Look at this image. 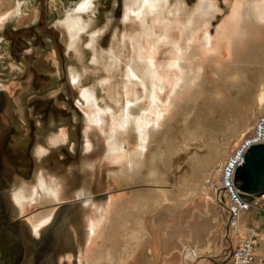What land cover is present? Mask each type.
Here are the masks:
<instances>
[{"label": "rangeland", "instance_id": "rangeland-1", "mask_svg": "<svg viewBox=\"0 0 264 264\" xmlns=\"http://www.w3.org/2000/svg\"><path fill=\"white\" fill-rule=\"evenodd\" d=\"M79 1L0 0V14L8 11L0 25V230L5 231L7 247L26 251V255L23 253L26 261L38 251V264H50V253L54 250L57 252L54 258L70 252L72 255L67 254L64 259L86 261L84 253L92 247L87 243V225L97 218V204L108 201V193L120 190L117 186L110 188L108 175L118 172V164L106 159V133L111 116H116L129 100L148 104L140 81L130 82L126 77L127 65L134 56L129 37L145 30L155 36L162 34L161 24L154 25V19L189 23L199 3V0H178L180 4L169 0L163 4L160 14L147 15L146 25H143L137 19L124 20L126 6L134 0H94L93 10L84 17L86 29L80 31L72 46L61 23L73 15V6ZM228 1L216 0L217 12L209 27L212 36L233 7L234 0ZM20 6L22 10L18 13ZM178 14L183 17L177 18ZM169 48L173 49L166 47L158 56L164 64L171 60ZM225 49L223 61L230 63L227 78L221 82L208 68L205 81L198 88L201 93L196 91L198 96L195 93L191 96L195 101L186 99V103H181L177 98L179 103H175V109L166 112L169 123L164 122L162 135L151 140L145 168L138 180L130 184L129 190L115 195L119 207L116 211L125 213L134 227H138L141 220H146L147 224L148 216L168 211L170 216H175V209H182V214L189 217L194 215L199 209L204 183L221 164L217 159L214 166H209L213 147L219 146L218 151H221L230 145L234 148L230 149L231 155L236 154V148L254 135L263 121L264 104L258 99L264 88V37L236 56L229 48ZM207 56L214 57L213 54ZM172 72L179 76L178 70ZM172 72V80L178 83L180 76L176 78ZM74 75L79 76L77 83L72 82ZM176 88L175 83L164 85L160 95L166 107L175 98ZM84 91L94 93L102 109H113L112 114L108 111L104 116V124L89 127L80 105L84 103ZM216 92L221 95L220 100ZM238 132L243 135L240 143L232 137ZM63 135L66 142H62ZM86 144L90 145L89 151ZM130 148L132 152L138 149L134 138ZM225 160L226 157L223 163ZM218 170L217 183L210 179L206 186L212 189L211 195L218 197L214 205L219 214L230 216L222 203L226 200L221 199L218 183H222L223 175L221 168ZM263 178L264 169H257L251 178L244 172L236 185L256 186ZM42 182L47 187L57 186L62 190L60 201L51 206L39 203ZM85 187L91 192V204L78 197V192ZM19 191L29 196L27 211L22 213L14 202V195ZM239 191L242 193L240 188ZM145 193L150 199L149 205L142 201ZM253 206L250 213H255V221L241 239L243 243L250 241L255 249L264 240V209H261L264 200ZM47 210L52 211V220L36 238L33 221ZM25 215L31 218L26 219ZM145 230L143 227L140 241H147Z\"/></svg>", "mask_w": 264, "mask_h": 264}, {"label": "bare ground", "instance_id": "bare-ground-1", "mask_svg": "<svg viewBox=\"0 0 264 264\" xmlns=\"http://www.w3.org/2000/svg\"><path fill=\"white\" fill-rule=\"evenodd\" d=\"M168 1L169 0H134V3L131 2L132 4L126 6L124 20L137 19L141 24L146 25L145 18L147 15L153 16L156 13L160 14L163 4ZM177 3L180 4L179 1ZM94 5V0H80L73 6V15L61 23L67 30V35L71 38L73 44L72 46H75V40H77L76 38H78L80 31L85 28L84 17L93 10ZM232 6L233 7L228 14V17L220 26L217 27L214 36H212L213 34L210 35L209 27L211 19L215 17L217 12L216 0H199L198 7L195 10L196 13L189 19V21L187 20L189 23H186V21L182 23L180 21L175 22L165 20V18H163V20L154 19V25H158V23L161 24L160 27L163 30L162 34L160 33V35L155 36L150 31L147 32L145 30L142 34L129 37L130 40H132L131 43L134 49V56L132 62L127 65L126 77L130 82H133V80L140 81V84L143 87L142 93L145 92L143 98L148 99V104L140 105V101L129 102V100L123 104L116 116H111L112 122L106 133V159L108 162L118 164V172L109 173L108 175L109 183L111 185L110 188L112 186H117L120 187V190H115L116 193H108L106 195L108 197V201H102L97 204V218H93L87 225L89 229V238L87 243L92 246L91 249L94 244L97 243V239L99 240L98 237L100 234H103L102 229L103 231L106 229L110 230V221L108 220L110 213H115V211L119 208L117 204L118 200L115 195L118 194L119 191L125 192L129 190L128 188L131 187L130 184L138 180L137 177L143 168H145L146 154L150 149L151 140L159 137V135H162L161 130L164 126V122L169 123L167 122L168 119L166 112H168L169 109H175V103H179L176 102L177 98L181 101V103H183L186 99L188 102L195 101L192 99L194 96H191L196 91L197 93H201V91H198V88L202 87L208 68H211L212 71H214L217 78L221 82L227 78L226 73H229L227 69L229 68L230 63H226L222 58L223 50L226 47L230 49V53L232 52L233 56H236L246 51L251 43L264 37V0H234V4L232 3ZM17 9L18 13H21V6ZM7 13L8 11L0 14V25L3 24L4 20L7 18ZM180 14L176 17H181ZM177 18H175V20H177ZM94 35H96V33H94ZM124 38H126V36H124ZM170 46L173 48L168 49L169 54L172 55L171 60L168 61V64H164L163 61H159L158 56L164 48ZM208 54H213L214 57L212 58L207 56ZM234 58L236 60V57ZM173 69H176L179 72L178 74L180 79L178 80V83H176L177 81L175 82V80H172L171 72ZM172 73L175 75L174 72ZM179 76L176 74L174 77L177 78ZM78 80L79 76L74 75L72 82L77 83ZM171 83H175L177 85V88L174 91L175 98H173L171 104L168 105L169 107H166L163 105V100L160 94L164 91V85ZM4 86L7 87L6 85ZM93 94L94 93L84 91V103L80 104L88 118L89 127L92 125L99 126L100 123L104 124V116L107 115V112L110 111V114L113 113V109L110 107L102 109L98 104L97 97ZM126 94L128 95V93ZM195 95L197 94L195 93ZM216 96L219 100L221 99L219 92H216ZM188 102L187 104H190ZM258 102L261 105L264 104V88L260 90ZM86 136L88 135L86 134ZM237 136L238 138H236ZM242 136L243 135L238 132L232 137H235L234 140L236 143H240L243 139ZM62 138V142H66L67 139L64 135ZM132 138H134L135 144L138 148L136 152H132L130 148ZM86 146H88L89 151L90 145L86 144ZM218 147L219 146H216V148L213 147V160L210 161L211 164L209 165L214 166L213 164L216 163L217 159L221 161L220 167L217 166V169H215L217 172H211L208 176L209 180H213L214 183H217L215 180L220 175V170H218L219 168H221V176L223 175L224 166L234 149L228 145V148L218 151ZM235 147H237V145ZM85 150L87 151V149ZM217 153H219V156ZM225 157L226 160L223 163ZM242 167L243 165L240 168ZM244 179L246 180L245 177ZM209 180H207V183H204L205 188L200 193L201 198H203L206 203H209V201L212 200V195L209 193L212 189L206 186L209 183ZM218 185V187H220L221 183H218ZM202 188L203 187H201V189ZM220 189L222 191V187H220ZM62 193V190L57 186L47 187L45 182H42L39 203L45 206H51L60 201ZM90 195L91 192L89 188L86 187L78 192V197L83 199L88 204L91 202ZM254 196V199L257 200H254L253 204H260L261 201L264 200V194ZM224 198H226V193L222 191V200H225ZM252 199L253 198H249L246 200L251 201ZM14 202L18 208H20V213L26 212L29 205V196L26 195L25 191H19L14 195ZM224 203L227 207L226 201H224ZM262 209H264V207H262ZM242 213L243 212H239L235 220L231 219V221L234 222L232 233L236 232L238 225L249 226L252 220L251 214L242 215ZM51 220L52 211L50 210H47L42 215L36 217L33 221V235L36 238H39L41 236V231L43 230L42 228L49 224ZM138 230L139 229H137V232ZM100 237L102 238V235ZM87 249V253L91 251V249H88L89 251ZM89 254L92 255L91 253ZM92 261L94 263V260Z\"/></svg>", "mask_w": 264, "mask_h": 264}, {"label": "crops", "instance_id": "crops-1", "mask_svg": "<svg viewBox=\"0 0 264 264\" xmlns=\"http://www.w3.org/2000/svg\"><path fill=\"white\" fill-rule=\"evenodd\" d=\"M142 198V201L150 202L146 193ZM215 198L218 199L212 194V200L206 203L200 197L199 205H197L199 209L190 217L182 214V209H175L177 211L174 213L175 216H170L169 211L153 217L148 216L147 224L146 220L144 222L141 220L138 227L130 224L132 220L128 221L125 213L122 214L120 211L110 213L108 219L110 230L102 229L104 236L103 234L100 236L102 235L103 240L100 236L98 237L97 243L87 253V261L81 262L74 257L71 261L64 259L67 254L72 255L70 252L61 256L58 254L54 258L57 253L54 250L50 253V264H96L97 262V264H230V254L244 242L241 238L248 234L249 227L255 221V213L250 211L243 213L242 215L251 214L250 225H238L236 232L232 233L234 222L231 221L228 213L227 215L219 214L218 207L214 205ZM222 203L226 206L224 202ZM24 218L28 219L31 216L25 215ZM143 227L145 235L147 234V241L139 240V233L143 231ZM137 229H139L138 232ZM108 231L111 232L107 235ZM4 233L3 229L0 230V264L39 263L38 251H35L31 258L27 257L26 261V251L7 247ZM258 244L259 250L254 245L256 261L264 264V240ZM74 255L76 256V253Z\"/></svg>", "mask_w": 264, "mask_h": 264}, {"label": "built area", "instance_id": "built-area-1", "mask_svg": "<svg viewBox=\"0 0 264 264\" xmlns=\"http://www.w3.org/2000/svg\"><path fill=\"white\" fill-rule=\"evenodd\" d=\"M258 124L254 135L246 139L237 149L236 154H232L224 166L223 179L221 183L222 191L226 193L227 210L231 219L235 220L239 212H248L251 210L254 197L247 201L236 185L237 170L245 164V158L249 150L255 145H264V119ZM248 198V199H249ZM230 264H260L256 261L255 249L250 241L243 243L232 251Z\"/></svg>", "mask_w": 264, "mask_h": 264}, {"label": "water", "instance_id": "water-1", "mask_svg": "<svg viewBox=\"0 0 264 264\" xmlns=\"http://www.w3.org/2000/svg\"><path fill=\"white\" fill-rule=\"evenodd\" d=\"M247 168V170H246ZM257 169H264V145H258L252 147L246 158H245V164L242 168H240L236 174V182L239 180V176L242 173H248L249 177L253 176L255 174V171ZM263 177V176H262ZM264 179V178H263ZM240 190L242 191V196L245 199H248L251 195H260L264 193V180H262V183L256 186L253 185H242L240 187Z\"/></svg>", "mask_w": 264, "mask_h": 264}]
</instances>
